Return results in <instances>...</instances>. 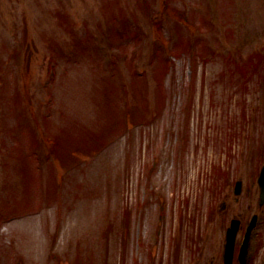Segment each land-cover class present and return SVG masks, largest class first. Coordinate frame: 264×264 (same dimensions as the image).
I'll list each match as a JSON object with an SVG mask.
<instances>
[{"label":"rangeland","instance_id":"374dc122","mask_svg":"<svg viewBox=\"0 0 264 264\" xmlns=\"http://www.w3.org/2000/svg\"><path fill=\"white\" fill-rule=\"evenodd\" d=\"M263 164L264 0H0V264H264Z\"/></svg>","mask_w":264,"mask_h":264},{"label":"water","instance_id":"95a60500","mask_svg":"<svg viewBox=\"0 0 264 264\" xmlns=\"http://www.w3.org/2000/svg\"><path fill=\"white\" fill-rule=\"evenodd\" d=\"M259 181H260V186H261V191H262L261 196H262V203H263L264 202V167L262 169V173H261ZM241 191H242V181L239 180L236 186V193H241ZM257 217H258L257 214H255L254 217L252 218L251 223L248 226L245 240H244V243L240 251L241 264L246 263V254L248 251L250 235H251L253 228L256 226ZM239 228H240V219L233 218L231 226L227 230V237H226L227 241L225 244V253H224L225 264H233L235 242H236V237H237Z\"/></svg>","mask_w":264,"mask_h":264}]
</instances>
